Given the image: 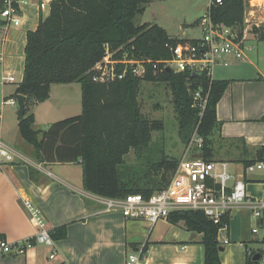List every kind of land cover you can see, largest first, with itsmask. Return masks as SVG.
I'll use <instances>...</instances> for the list:
<instances>
[{
    "label": "trees",
    "instance_id": "trees-1",
    "mask_svg": "<svg viewBox=\"0 0 264 264\" xmlns=\"http://www.w3.org/2000/svg\"><path fill=\"white\" fill-rule=\"evenodd\" d=\"M215 1L210 0L207 11L212 23L235 26L241 36L249 0ZM148 3L149 0H52L48 15L40 16L36 29L26 32L22 80L8 98L24 97L18 132L33 148L35 159L46 164H80L83 189L101 198L120 199L135 194L148 198L166 187L177 167L178 160L164 154L155 163L146 160L148 168L126 167L124 157L130 152L136 157L146 156L151 133L163 128L160 121H149L141 113L138 96L142 83L166 84L181 144L186 147L196 136L202 140L201 156L209 162H222L216 159L221 147L216 148L214 140L221 125L216 106L230 82L211 80L205 73L166 71L162 62L171 59V49L179 43H195L196 39L171 37L155 24L136 26L135 18L144 13ZM250 33L257 42L264 43V25L252 27ZM106 48L110 52L119 49L116 58L127 54L128 60L144 62L143 76H134L129 68L120 80L94 83L91 69L102 60ZM73 83L80 85L81 114L51 123L45 131L34 130L30 109L48 100L52 85ZM196 91L205 97L201 115L194 106ZM237 141L242 140L228 142L232 146ZM234 162L241 163L243 169L264 163V146L251 151L245 148L243 156ZM139 172L147 173L137 176ZM33 175L30 168L31 179ZM229 219L223 216L216 224L194 211L174 212L167 218L171 224L183 222L188 231L202 235L203 264H221L218 233L222 225L228 227ZM65 236V226H61L54 229L51 239L62 240ZM28 244L34 245L33 240ZM256 254L261 256L262 252L248 253L245 264H259L252 260Z\"/></svg>",
    "mask_w": 264,
    "mask_h": 264
},
{
    "label": "crops",
    "instance_id": "crops-1",
    "mask_svg": "<svg viewBox=\"0 0 264 264\" xmlns=\"http://www.w3.org/2000/svg\"><path fill=\"white\" fill-rule=\"evenodd\" d=\"M51 1L28 0L22 8L19 27L6 32L0 27L2 46L9 32L14 38L22 39L19 59L22 72L26 32L30 31V26L31 31L36 29L40 16L48 15ZM40 2L47 7L40 10ZM13 59L15 57L10 61L3 59L0 74H14ZM234 64L231 61L216 68ZM215 72L213 70V80L230 82L216 106V117L221 123L214 136L216 148L221 146L216 159L226 165L235 179L244 181L251 199H260L264 197V170L243 174L242 164L234 161L243 156L245 148L251 151L264 146V121H261L264 79H259V73L254 77L246 76L239 69L227 76L215 75ZM20 77L19 81L22 75ZM236 139L242 141L230 146L228 141ZM5 146L15 154L16 160L0 165V242L4 241L8 247L7 253L0 257V264H126L129 254L142 255L143 264H203L202 235L188 231L183 222L171 224L163 220L150 225L140 220H126L118 211H107L98 196L83 189L80 164L41 163L35 159V153L31 161ZM30 168L34 171V180L29 176ZM26 201L39 209L51 234L55 228L65 226V238L52 240L51 246L34 244L16 253L17 247L33 239L37 231L25 209ZM255 228L257 233H253ZM263 228L264 223L252 219L247 209L233 211L227 230L218 235L220 263L245 264L247 254L255 252L259 242H264V236L259 234ZM223 240L227 242L222 244Z\"/></svg>",
    "mask_w": 264,
    "mask_h": 264
},
{
    "label": "built area",
    "instance_id": "built-area-1",
    "mask_svg": "<svg viewBox=\"0 0 264 264\" xmlns=\"http://www.w3.org/2000/svg\"><path fill=\"white\" fill-rule=\"evenodd\" d=\"M220 4V0L215 1ZM28 0H0V27L4 32L21 25L23 16L22 8L27 5ZM250 0L248 6L251 8ZM47 5L39 3L42 10ZM246 7V8H247ZM248 12H251L248 11ZM264 24V23H263ZM256 22L249 19L243 20L241 36L238 28L225 25H214L207 13L199 20L201 37L195 43H179L171 49L170 60L162 62L163 68L172 73L200 74L205 73L212 80L213 70L218 65H226L233 61H244L245 53L250 48L245 46L252 27L259 28ZM2 42V41H1ZM119 51L110 52L107 48L105 54L99 62L91 69V78L94 83L106 84L122 79L130 68L136 77H142L145 69L144 62L128 60L127 54L122 58H116ZM3 54L0 52V64L3 62ZM119 66L122 69L119 71ZM156 69V66H153ZM264 79V72L259 75V79ZM19 83V82H18ZM17 84L14 74L1 73L0 85ZM195 107L201 111L204 109L205 97L200 91L194 94ZM5 105L17 107V99L10 98L7 101L2 99L1 108ZM202 140L193 136L189 144L185 147L183 156L178 160L175 172L169 183L163 189L155 191L148 198L141 194L128 195L120 199H106L99 197L107 211H118L122 217L131 221H144L154 225L158 221L167 220L170 214L180 211L201 212L214 223H220L223 216L230 217L231 213L240 208H245L250 212L252 219L264 223V197L251 199L245 190L243 180H237L230 173L226 165L221 162H209L201 156ZM15 154L10 151L0 139V165L12 163ZM264 170V163H256L243 169V174H252ZM25 209L37 229L33 237L34 244L52 245L51 231L47 228L41 212L30 201L24 202ZM227 230V225H222L218 235ZM257 233V229H253ZM227 241H221L225 244ZM28 244V240L17 247L16 253L24 252L23 246ZM7 244L0 242V257L7 253ZM259 261L264 264V252L259 257ZM126 264H143L142 255L129 254Z\"/></svg>",
    "mask_w": 264,
    "mask_h": 264
},
{
    "label": "rangeland",
    "instance_id": "rangeland-1",
    "mask_svg": "<svg viewBox=\"0 0 264 264\" xmlns=\"http://www.w3.org/2000/svg\"><path fill=\"white\" fill-rule=\"evenodd\" d=\"M209 3L210 0H149V3L145 6L144 13L135 18L134 24L136 26L155 24L163 28L169 36L179 39L197 40L201 37V29L197 22L207 15ZM250 5H252L251 8H245L243 18L259 25L263 24L264 0H250ZM250 10L251 12H248ZM31 27H29L30 31ZM1 36L0 34V38ZM245 46L250 48V51L245 53L247 62L234 61L236 64L228 68H216V66L214 69L216 71L215 75H232V71L235 69L243 71L246 76L252 74L251 76L254 77L257 73L262 74L264 72V43L257 42L255 37L250 34ZM0 52H2L6 61H10L11 57H15L11 61L12 63L14 62L15 66L13 73L17 83L20 82V75H22L21 60H19L22 56L21 37L14 38L9 32L6 44L2 46L0 43ZM14 87L15 84L0 85V139L3 144L10 146L13 150L23 154L32 161L34 150L22 140L18 132V108L9 105L1 108L2 99L4 97L8 99L9 93L14 90ZM138 102L142 115L149 121H160L163 128L160 131L151 133V145L145 153L146 156L141 154L136 157L133 152H130L124 157L126 167L148 168V161L146 160L155 163L161 154L179 160L185 152V147L181 144L178 137V123L169 88L164 83H142ZM29 114L34 116L33 129L41 132L45 131L51 123L80 115V85L77 83L67 86L52 85L48 100L34 105L30 109ZM238 169H240L239 165ZM144 173L147 172H139L137 176H142ZM259 234L264 236V228ZM255 252H264V242H259ZM259 264L262 263L259 261Z\"/></svg>",
    "mask_w": 264,
    "mask_h": 264
},
{
    "label": "water",
    "instance_id": "water-1",
    "mask_svg": "<svg viewBox=\"0 0 264 264\" xmlns=\"http://www.w3.org/2000/svg\"><path fill=\"white\" fill-rule=\"evenodd\" d=\"M16 99H17V105H18V116L19 118H22L23 117V114H24V97L21 96V95H18L16 96ZM259 254H256L254 257H253V261H259Z\"/></svg>",
    "mask_w": 264,
    "mask_h": 264
},
{
    "label": "bare ground",
    "instance_id": "bare-ground-1",
    "mask_svg": "<svg viewBox=\"0 0 264 264\" xmlns=\"http://www.w3.org/2000/svg\"><path fill=\"white\" fill-rule=\"evenodd\" d=\"M254 2V1H253Z\"/></svg>",
    "mask_w": 264,
    "mask_h": 264
}]
</instances>
